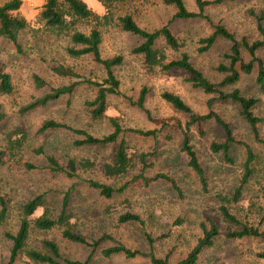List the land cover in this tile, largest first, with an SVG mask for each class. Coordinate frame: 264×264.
I'll return each mask as SVG.
<instances>
[{"label": "rangeland", "instance_id": "1", "mask_svg": "<svg viewBox=\"0 0 264 264\" xmlns=\"http://www.w3.org/2000/svg\"><path fill=\"white\" fill-rule=\"evenodd\" d=\"M5 0H0L3 2ZM20 14L26 19L29 29L19 38L18 43L23 53L16 52L12 43L0 38V68L11 78L13 92L0 95V107L5 118L0 122V197L6 201L8 216L0 225V264H7L11 242L6 233L15 234L18 229L21 206L36 196H42L44 204L38 208L31 219L43 212L55 218L58 216L62 201L68 197L66 213L71 232L88 242L98 241L96 248L80 246L67 242L61 237L60 229L48 231L31 230L27 248L43 250L44 241L55 242L62 260L85 262L88 264H151L149 258L129 259L123 255L104 258L101 250L123 244L128 248L149 253L153 250L159 259H166L168 264H177L183 260L201 237V225L208 226L209 221L218 228V236L213 245L202 251L198 264H264V235L257 238L230 239L229 231H238L247 225L264 232V147L253 141L248 127L239 115L238 106L231 102H215L212 110L229 125L236 140L249 144L256 157L252 164L253 174L244 186L237 203L226 204L238 223L223 220L218 211L221 205L218 197H232L243 173L245 151L234 146L230 154L232 164H226L220 154L210 151L212 143H221L223 134L212 121L198 123L189 128L191 144L205 171L207 191L203 192L195 174L187 166V158L180 151L181 131L185 128L188 116L174 110L165 103L160 94L164 91L179 96L197 115L207 114V101L214 95L204 94L192 87L190 75L174 69L161 72L155 68L148 71L142 58L131 54V49L141 40L116 27L103 30L101 56L111 58L120 55L123 62L114 69L120 82L119 96L108 97L106 118L100 121L90 120L85 103L93 100L95 90L88 85H79L70 97L49 103L26 114L19 110L33 99L47 93L50 88L67 86L82 78L101 82L104 78L102 68L94 63L90 56L78 59L66 55L70 46L66 36H57L51 32L40 31L33 34L31 29L42 28L37 23V16L45 0H21ZM211 1V0H206ZM87 7L98 15L105 10L96 0H83ZM189 11H196L193 0H183ZM249 10L259 13L264 11V0H240L225 2L216 6L205 7L204 14L210 19L174 20L169 28L183 47L170 51L163 41L157 47L162 49L167 61L179 58L180 53L189 57L190 63L212 83H219L224 75L216 72L220 64H227L224 56L228 54L230 43L218 38L209 51L198 54V41L213 32V26L223 25L241 42L249 43L260 40L256 21ZM115 15L131 14L136 24L153 31L166 25L174 15V8L164 4L163 0H130L114 9ZM78 30L87 33L88 27L81 25ZM264 63V47L256 52ZM242 59L249 62L248 53L242 50ZM64 64L75 69L80 79L56 77L51 73L55 64ZM256 65L251 75L241 76L240 80L226 90L234 88L247 97L259 99L254 114L261 119L258 124L260 135H264V95L254 82ZM36 75L45 82L37 89L33 82ZM142 87L149 91L144 107L148 114L135 106ZM108 118H115L124 129L155 131V137H143L125 132L122 138L127 142L129 153L134 157V167L124 177L106 179L102 166L110 162L115 145L75 147L74 141L81 137L63 130H49L39 133L44 120H54L76 129L85 130L94 137L109 134L112 129ZM26 134L25 141L18 155L11 156L7 137H20L19 131ZM204 133L203 136L200 134ZM146 155L143 163L148 167L143 170L140 155ZM47 157L66 169L67 161L75 162L87 159L93 163L88 169L78 170L77 177L69 179L63 172L51 171ZM25 164L36 168L25 169ZM140 173L151 178L161 173L170 177L180 189V195L164 181L150 182L144 186L134 180ZM86 180H95L117 188L130 182L126 190L112 198L101 197L98 191L88 187ZM126 212L137 214L144 223L141 227L134 223L119 224L118 217ZM148 234L152 248L144 237ZM14 264H35L24 255H19Z\"/></svg>", "mask_w": 264, "mask_h": 264}, {"label": "trees", "instance_id": "2", "mask_svg": "<svg viewBox=\"0 0 264 264\" xmlns=\"http://www.w3.org/2000/svg\"><path fill=\"white\" fill-rule=\"evenodd\" d=\"M104 8L105 12L98 15L87 7L83 0H45L41 6L40 12L37 16V23L42 25V28L31 29L33 34L40 31L51 32L57 36H66L70 40V46L65 51L66 55L73 59H78L84 56H90L92 61L99 65L103 72L104 78L101 82L91 81L82 78L81 81L72 82L67 86L50 88L47 93L40 97L33 99L27 105L23 106L19 112L26 114L38 108H43L51 102H54L61 97H70L79 85H88L95 90L93 100L86 102V112L90 120L100 121L106 118L105 112L108 108V97L119 96L120 82L117 79L114 69L120 66L123 62V57L120 55L111 58H103L101 56V43L103 30L116 27L121 31L137 37L141 42L131 49V54L142 58L144 67L152 72L155 68H159L161 72H169L174 69L184 71L190 75L189 82L195 89L201 90L204 94L214 95L207 101L209 109L207 114L197 115L189 106H187L182 99L170 92H162L160 98L171 106L174 110L188 116V121L185 128L181 131V146L180 151L185 154L187 158L188 168L197 177L201 190L207 191L206 174L202 168L193 145L191 144V137L189 128L198 123L212 121L217 126L222 134L223 141L221 143H212L210 151L213 154H220L222 160L226 164H232L233 160L230 154L232 147L238 146L244 149L245 159L243 162V173L239 180L238 186L234 189L232 197L228 199L226 196H219L218 199L221 205L218 211L223 220L228 223L237 224V219L230 213L226 204L237 203L240 200L244 186L249 182L253 174L252 164L256 157L253 153L252 147L243 142L236 140L229 125L220 117L218 113L212 110L215 102H231L238 106L239 115L246 123L249 133L254 142L264 147V135H260L258 131V124L261 119L255 116L254 109L257 108L259 99L254 97L244 96L240 90L234 88L227 91V87L234 86L241 78V76L251 75L255 70V85L258 91L264 95V63L256 56V52L264 47V11L255 13L249 10V15L255 19L256 28L261 36L260 40L249 43L246 39L238 42L234 34L229 32L223 25L217 24L213 26V32L206 38L198 41V54L205 53L213 46L214 42L220 38L230 43L229 52L224 56L227 64L218 65L216 72L224 75L219 83H212L206 79L201 72H199L189 61V57L185 53H180L179 58L167 61L164 51L157 47L158 41H163L165 47L174 52H178L183 44L171 32L169 26L174 20H193L203 19L210 22V19L204 14L205 7L216 6L225 2H235L240 0H193L196 6V11H189L183 0H163L164 4L174 8V15L171 20L164 26L153 31H146L140 28L134 21L131 14L115 15L114 9L130 0H96ZM22 6L21 0H5L0 2V38L13 44L17 53L22 54V48L18 43L20 36L29 29L28 22L20 14ZM85 25L88 27V32L83 33L78 30V27ZM242 50L246 51L250 57L249 62H244L241 55ZM51 73L60 78L80 79L74 68L64 65L55 64L51 67ZM34 85L37 89L43 88L45 82L34 75ZM13 86L10 76L3 72L0 68V95H11ZM149 91L146 87H142L138 93L136 102L134 103L144 113L148 111L144 107V102ZM5 118V114L0 107V122ZM108 122L112 131L101 137H94L85 130L73 128L67 124L56 122L48 119L44 120L38 132H46L49 130H63L81 137V139L74 141L75 147L80 146H106L115 145L110 162L102 166V174L106 179H116L124 177L134 167V157L128 152L129 147L122 136L127 133L137 134L143 137H155V131H141V130H124L115 118H108ZM18 138L11 139L10 135L7 137L11 156L18 155L26 134L24 131H19ZM201 136L204 133L200 134ZM146 155H140L139 160L143 163ZM46 161L48 167L54 172H63L69 179L77 177L78 170H85L93 166L90 160L84 159L75 162L70 159L67 161L66 169H62L51 157H47ZM148 166L143 163V170ZM36 167L30 164H25V169L33 170ZM141 182L147 186L150 182L164 181L167 182L171 188L180 195V189L174 181L167 175L158 173L153 177H145L140 173L134 180ZM89 188L98 191L99 195L105 199L112 198L116 194L123 193L130 182L123 184L117 188L100 183L95 180H86ZM44 204L42 196H36L21 206L20 219L18 229L15 234L6 233L5 237L11 242V249L7 264H14L19 255H24L29 261L35 264H88L90 257L83 263L70 260H62L58 245L53 241H44L43 250L39 251L32 248H27V240L30 231H48L52 229H60L61 237L72 244L87 246L89 248H96L98 241L88 242L82 236L71 232L69 228V215L66 213L68 205V197L65 196L62 201V207L57 217L52 218L46 212H43L39 217L31 219L34 212L42 207ZM8 216V207L3 197H0V225L3 224ZM119 224L134 223L143 227L144 223L137 214L126 212L118 217ZM202 234L197 239L195 245L187 254V256L179 261L177 264H198L199 255L206 248L213 245L214 239L218 236V228L214 222L209 221L208 226L201 225ZM264 235L257 228L243 225L238 231H229L227 237L230 239L242 238H257ZM144 237L149 242V249L152 248V240L148 234ZM101 255L104 258H109L112 255H123L126 258L133 259L135 257L149 258L151 264H168L166 259L157 258L153 250L149 253H142L126 247L123 244H116L109 248L101 250ZM259 257L264 258V253Z\"/></svg>", "mask_w": 264, "mask_h": 264}]
</instances>
